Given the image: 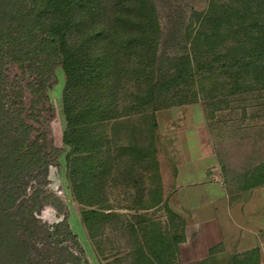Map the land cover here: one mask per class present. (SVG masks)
<instances>
[{"label":"rangeland","instance_id":"374dc122","mask_svg":"<svg viewBox=\"0 0 264 264\" xmlns=\"http://www.w3.org/2000/svg\"><path fill=\"white\" fill-rule=\"evenodd\" d=\"M41 1L25 0L30 6ZM211 1L216 0H153L159 34L148 38L140 27L134 25L132 14L115 8L113 0H47L48 9L66 20L73 46L77 49L99 35V31H104L96 40L99 59L90 67L91 77L83 81L77 79L86 94L85 103L77 109V128L71 133V137L78 138L79 142L77 162L81 163L84 157H88L89 162L94 163V186L104 184L102 189L92 190L95 198L91 200V207L79 202L73 194L68 171V160L73 155L63 143L67 131L63 109L67 77L61 66L54 64L55 73L48 79L45 89H39L37 78L29 70L33 55L27 54V49H35L43 34L35 30L39 37L25 47L19 34L23 30L24 19L12 17L3 21L0 26V97L2 104L10 107L12 112L6 116L0 114V143L7 150L16 143L13 141L15 138L10 140L7 133L13 128L14 110H23V121L32 127L31 132L27 131V137L39 136L40 142L47 146L43 149L44 161L47 160L48 165L47 176L34 168L31 175L38 183H30L32 193L44 186L42 198L45 200L40 222L56 226L66 218L71 233L68 235L60 223L58 235L40 243H62L82 264H149L142 251L157 263L150 250L159 243L150 239L148 232L151 231V223L159 220L158 223L164 225L168 221L162 210H137L142 202L146 207L154 205L159 195L151 193L154 188H149L150 174H141L142 166L132 153L147 144L143 125L149 113L134 107L139 102L131 99V92L143 89L146 79L154 83L149 73L151 70L170 75L167 68L156 67L157 61L161 57L184 52V32L196 26L194 13L206 14ZM5 7H2L3 11ZM175 22L181 24L182 33L174 42L168 33ZM156 36L157 44L153 41ZM39 52L40 59L47 55L44 47ZM101 94L103 98H99ZM226 99L216 108L211 102L199 98L194 103L166 107L153 114L157 127L154 136L162 199L175 209L178 206L184 210L180 206L184 204L188 209L184 212L189 217V210L202 204L199 196L195 194L194 197L190 192L181 191L177 197L171 196L175 193V165L182 162L181 145H189L192 152L187 155L197 165L201 163L198 160L201 149L197 144L203 141V131H199L203 130V123H199L203 115L218 157L221 182L229 191L232 203L250 200L245 206L246 213L251 214V227L255 228L254 232L251 230V241L255 239L257 243H264V195H255L253 189L256 188L251 187L254 169L264 163V91ZM121 158L124 165L117 168ZM105 208L109 210L95 215L87 226L83 224V210L100 212ZM181 219L185 230L191 220ZM193 223L189 229V234H192L189 242L199 231L195 232ZM37 239H43L42 235ZM186 240L185 235V241L177 246L174 264H197L204 260L197 261L206 255V250L207 256L213 252L211 264H241L245 259L244 253L251 250L247 249L251 243H189ZM194 242H199V239ZM258 250L259 259L255 264H264V246ZM51 254H56L54 248ZM164 258L166 263H170L169 258Z\"/></svg>","mask_w":264,"mask_h":264},{"label":"trees","instance_id":"16d2710c","mask_svg":"<svg viewBox=\"0 0 264 264\" xmlns=\"http://www.w3.org/2000/svg\"><path fill=\"white\" fill-rule=\"evenodd\" d=\"M113 2L115 8L132 14L134 25L140 27L148 38L152 34L158 36L159 26L153 0ZM4 6L5 11L2 9ZM12 17L24 19V27L19 34L25 47L31 45L34 38L39 37L34 33L35 30L43 34L35 49L26 48L27 54L33 55L29 70L37 78L36 84L39 89L43 91L48 79L55 73L54 64H59L67 77L63 93L67 131L63 143L70 148L73 155L72 159L68 158L73 194L79 202L90 206L91 200L95 198L92 190L95 188L97 191V187L102 189L104 184L94 186L96 183L92 176L95 171L92 168L94 163L89 162L88 157H84L81 163L77 162L79 142L78 138L71 137V133L77 128L78 106L85 103L86 91L80 87L78 80L83 81L91 77L93 72L90 67L99 59L96 40L104 31H99V35H95L84 47L77 49L73 46L66 20L55 16L48 9L47 0L31 6L25 0H0V26L5 19ZM194 17L196 28L190 27L184 32L186 46L184 52L172 57H161L156 63L157 68L162 66L167 68L166 71L170 72V75H161L156 70H151L149 73L154 83L146 79L143 89L131 92V99L139 102L134 107L141 112L149 113L143 125L145 126L143 129H146L147 144L141 150H133L132 153L137 158L139 166H142L141 174H150L149 188H154L151 193L156 192L159 195L154 205L146 207L142 202L138 206L140 209L137 210H162L168 221L164 225L158 223L159 220L151 223V231L148 232L150 239L159 245L150 250L157 263L152 262L150 255H145L142 251L146 262L150 261L147 262L149 264H172L171 262L174 264L177 246L185 241L183 220L170 209L166 200L162 199L154 136L157 127L153 114L166 107L194 103L199 98L211 102L213 108H216L223 101H227L226 98L264 91V0L211 1L206 14L196 12ZM172 26L168 34L169 39L175 42L182 33V26L177 22ZM157 36L153 39L156 44ZM43 47L47 55L40 59L39 51ZM99 98H103V95H99ZM9 108L2 104L0 97V114L5 116L10 114L12 110ZM14 111L15 119H11L13 128H10V133H6L10 140L15 138L13 141L16 143L8 150L0 143V264H82V261L67 247L62 246V243L53 245L40 243L58 235L60 223L68 235L71 233L66 218L56 226L40 222L39 216L45 200L42 198V194L45 193L44 186L32 193L30 183H38L31 175L34 168L47 176L48 165L47 160L44 161L46 155L43 151L47 146L44 141L40 142L39 136L32 139L30 136L27 137V131L31 132L32 127L23 121L21 114L23 110ZM1 134L0 132V141ZM122 162V158L121 161L118 160L117 168L124 165ZM262 186L264 163L254 169L251 183V187ZM107 210L109 209H100V212L83 210V224L87 226L95 215ZM39 235H42L43 239H37ZM52 248L56 251L55 255L51 254ZM258 249L253 248L244 253L245 259L241 260V264H255L259 259ZM212 253L209 252L208 256L197 264H211ZM164 256L170 259V263L165 262Z\"/></svg>","mask_w":264,"mask_h":264},{"label":"crops","instance_id":"0c3cea01","mask_svg":"<svg viewBox=\"0 0 264 264\" xmlns=\"http://www.w3.org/2000/svg\"><path fill=\"white\" fill-rule=\"evenodd\" d=\"M203 117L201 115V122H199L203 123V130H199L203 131V141H200L201 144H197L198 148L201 149L198 157L201 163L197 165L191 161L192 158L187 155V153L192 152L189 145L186 147L181 145L180 151L183 153L182 162L175 165L173 177L175 193L171 196L177 197L178 192L181 191L190 192L189 194H192L194 197L195 194L198 195L202 204L199 208L189 210L191 217L184 212V210L188 211L187 206L185 207L184 204L180 205L184 210H180L178 206L176 207L178 209H175L172 204L170 209L181 218L186 219V221L190 218L191 222H188L185 227L186 241L192 235L189 234L192 222H194L193 225L196 228L195 232L200 231H198L193 240L188 241L189 243H251V245L247 246V249L248 247L251 249L260 248L261 245L264 246V243H257L255 239L251 241V230L254 232L255 228L251 227V214L246 213V206L250 203V200L237 204L231 202V195L226 186L221 182L218 157L210 138L211 136L208 135L209 130L205 125ZM203 161L206 162L203 163ZM178 181L180 182L177 183ZM190 190H194V193ZM253 193L255 195H262L263 193L264 195V186L256 188V190L253 189ZM171 197H169V201ZM256 231L258 232V230ZM196 238L199 239V242H194ZM206 257L207 250L206 255L197 261L203 260Z\"/></svg>","mask_w":264,"mask_h":264}]
</instances>
